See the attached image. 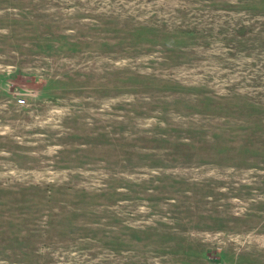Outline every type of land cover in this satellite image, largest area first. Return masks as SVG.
I'll list each match as a JSON object with an SVG mask.
<instances>
[{
  "label": "rangeland",
  "instance_id": "obj_1",
  "mask_svg": "<svg viewBox=\"0 0 264 264\" xmlns=\"http://www.w3.org/2000/svg\"><path fill=\"white\" fill-rule=\"evenodd\" d=\"M0 264H264V0H0Z\"/></svg>",
  "mask_w": 264,
  "mask_h": 264
}]
</instances>
